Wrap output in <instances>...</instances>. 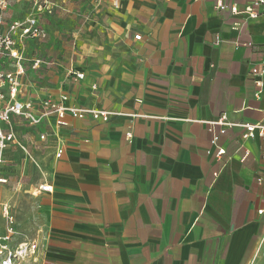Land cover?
I'll return each mask as SVG.
<instances>
[{"label":"crops","instance_id":"0c3cea01","mask_svg":"<svg viewBox=\"0 0 264 264\" xmlns=\"http://www.w3.org/2000/svg\"><path fill=\"white\" fill-rule=\"evenodd\" d=\"M216 1L6 0L2 31L34 13L47 32L15 37L18 99L38 107L66 93L70 104L113 112L60 126L54 116L39 125L12 117L20 145L3 152L0 204L19 225L21 196L39 220L37 252L18 264H253L264 254V137L227 127L219 160L206 123L223 113L264 120V75L256 95L252 73L264 62V14ZM232 1L264 10L223 0ZM0 68L15 70V60L0 58Z\"/></svg>","mask_w":264,"mask_h":264},{"label":"built area","instance_id":"2783aa9c","mask_svg":"<svg viewBox=\"0 0 264 264\" xmlns=\"http://www.w3.org/2000/svg\"><path fill=\"white\" fill-rule=\"evenodd\" d=\"M110 1L114 7H117L119 4V0ZM252 4L255 6H264V0H252ZM215 5L218 9L228 8L233 14H246L250 18H256L261 13L264 14V10L259 12L249 6L240 9L235 1L224 3L223 0H217ZM5 7L6 0H0V58L8 57L15 60L16 69L3 70L0 68V184L7 182V178L1 173L5 161L3 155L4 150L9 144L20 145L11 125L13 116L21 118L30 125H39L50 116H54L55 124L60 126L66 124L67 116L107 121L113 113L90 106L70 104L67 102L69 96L66 93H62L58 100L43 99L40 101L38 107L31 101L18 99V94L21 90L19 76L23 73V69L21 64L22 51L16 45L17 41L15 37L17 36L19 40L23 38H45L47 32L34 13L29 14L23 20L12 22L7 26L5 31H2L1 25ZM50 9L47 8L48 14L51 13ZM140 37V34H134L135 39H140ZM252 73L255 76L254 82L257 87L256 95H259L263 85L264 62L260 68L253 67ZM70 74L73 76L74 81L85 79V73L82 71H74ZM91 88L95 90L96 85L93 83ZM206 123L209 124L210 130L212 131L210 142L215 149L214 156L219 160H222L226 154V149L219 143L218 134L224 133L227 127H241L243 129L241 134L242 140L254 138L256 135L264 137V120L235 123L229 121L223 113L215 119L207 120ZM3 124H7L8 127H3ZM214 125H219L220 128L215 130L213 128ZM126 136L129 138L131 132H128ZM40 138H44V134H41ZM60 153L61 150H58L57 155L59 156ZM257 182H264V172L257 177ZM50 187L42 183L38 186V190L47 191L50 190ZM0 219L3 222L2 230H0V264H18L21 260L35 255L38 245L34 239L15 240L17 234L15 218L7 203L0 204Z\"/></svg>","mask_w":264,"mask_h":264},{"label":"rangeland","instance_id":"374dc122","mask_svg":"<svg viewBox=\"0 0 264 264\" xmlns=\"http://www.w3.org/2000/svg\"><path fill=\"white\" fill-rule=\"evenodd\" d=\"M35 50L28 52V55H36ZM24 56V55H23ZM36 58H40L39 54L35 56ZM33 57L31 56L30 60ZM37 60V59H36ZM35 61V60H34ZM34 61H32L34 63ZM36 174H34V177ZM21 193V191H19ZM14 209L17 211V216L19 218V225H16L19 233L18 239L24 240L26 238H35L37 235V229L39 225V220H37L36 214L34 210L30 208L29 202L27 199H23L21 196L19 197L18 202H16ZM253 264H264V254H261Z\"/></svg>","mask_w":264,"mask_h":264}]
</instances>
